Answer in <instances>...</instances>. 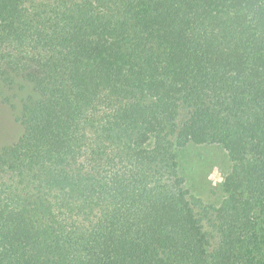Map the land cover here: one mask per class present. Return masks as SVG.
Listing matches in <instances>:
<instances>
[{
    "label": "trees",
    "instance_id": "1",
    "mask_svg": "<svg viewBox=\"0 0 264 264\" xmlns=\"http://www.w3.org/2000/svg\"><path fill=\"white\" fill-rule=\"evenodd\" d=\"M0 103V264H264V0H0Z\"/></svg>",
    "mask_w": 264,
    "mask_h": 264
},
{
    "label": "rangeland",
    "instance_id": "2",
    "mask_svg": "<svg viewBox=\"0 0 264 264\" xmlns=\"http://www.w3.org/2000/svg\"><path fill=\"white\" fill-rule=\"evenodd\" d=\"M1 107L0 103V110ZM3 143V140L0 141V144ZM180 155L184 158L181 169L190 192L199 195L206 203L217 204L223 196L220 183L230 168L226 151L216 144L189 143Z\"/></svg>",
    "mask_w": 264,
    "mask_h": 264
}]
</instances>
